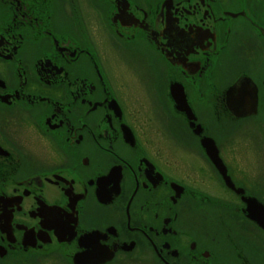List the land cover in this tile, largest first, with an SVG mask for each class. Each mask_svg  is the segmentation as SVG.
<instances>
[{
	"label": "flooded vegetation",
	"instance_id": "obj_1",
	"mask_svg": "<svg viewBox=\"0 0 264 264\" xmlns=\"http://www.w3.org/2000/svg\"><path fill=\"white\" fill-rule=\"evenodd\" d=\"M127 87L193 157L150 146ZM253 119L264 126V0H0V264H264L247 216L264 208V139L255 174L220 146Z\"/></svg>",
	"mask_w": 264,
	"mask_h": 264
},
{
	"label": "rangeland",
	"instance_id": "obj_2",
	"mask_svg": "<svg viewBox=\"0 0 264 264\" xmlns=\"http://www.w3.org/2000/svg\"><path fill=\"white\" fill-rule=\"evenodd\" d=\"M104 43L108 46V44L106 42H104ZM244 46H245V48L250 49V43L245 44V42H244ZM99 48H100L104 58L108 59V56H110L111 58L113 57L112 51H110V55H108L109 50H104L101 45H99ZM255 55H259V54L256 53ZM128 56H129L128 54H123L119 51V49H117V64L120 65L122 63L121 60L118 59V57H120L125 62L132 64V65H135L137 67L136 68L137 71H139L140 75H142L144 77V80L146 82L149 81V83L151 85V89H152V82H151L152 79L147 76V74L145 73L146 72L145 69L140 65V63H136L135 61H133V59L131 60V58ZM140 67L142 68L143 71L141 70ZM126 69H128V68L126 67ZM128 71H129V69H128ZM110 72L113 73V69H111ZM126 76H127V74H126ZM126 76L123 74L122 75L117 74V84L122 83L123 81H125L124 83L127 85H129L128 83H130V82H131V84H133L132 81H129L126 79ZM136 90H140L139 87H137ZM126 91L129 93L128 94L129 98L126 97V100L129 101V99H132L133 104H134V101L136 103L134 105L130 104L129 110H136L137 111V109H140L142 112L145 113V114L134 113L133 116L135 119V123H136L137 119H139L140 121H142L144 123L143 127L145 128V131H147L149 133L148 138H149L150 146L153 149H159V150L167 149V151L169 152L170 155H174V157L180 158L181 160H183V157L185 155H188V156L190 155L193 157L194 153L192 150L186 149V148L180 146L178 143H176L172 139V137L166 132L165 128H163L164 131L160 128L159 122H161V121L153 119L151 117V111H150L151 104H150V101L147 99L148 96L146 97L142 93L141 90L137 94H134V92L132 91V87H127ZM123 98L125 99V92H124L123 86H117V99L120 101L122 106L124 105L123 104V102H124ZM146 114L149 117H147ZM157 127L160 128V130H161L160 133L158 132ZM144 134H145V132H144ZM263 139H264V126H261V124L255 119L249 120L248 122L243 124L240 128H238L230 136L229 139H224L220 142V146L222 148V154H223L222 157H223L224 161L228 165L231 166L232 169L237 167L236 169H238V173H239L238 175L239 176H240L241 172L245 173V174L248 172L252 173L256 170L255 163H253L252 148L254 150V147L256 148L258 146V144L260 143V141H262ZM263 155H264V150L262 151V160L260 162H259V159L257 157V168L258 169L263 168V175L261 177H259V180L261 181V184L264 186V160H263ZM179 163L181 164L183 169L189 168V166L184 161H180ZM191 165H193V164H191ZM194 173H199L197 168H195ZM255 173H256V171L253 174H255ZM253 174H251V175H253ZM248 177H249V174H248ZM202 181L204 183H206L204 181V178H202ZM203 186H205L204 189H207L209 192H211V189L213 188L211 182H208V183L204 184ZM217 190L219 191V188Z\"/></svg>",
	"mask_w": 264,
	"mask_h": 264
},
{
	"label": "water",
	"instance_id": "obj_3",
	"mask_svg": "<svg viewBox=\"0 0 264 264\" xmlns=\"http://www.w3.org/2000/svg\"><path fill=\"white\" fill-rule=\"evenodd\" d=\"M172 97L174 98L176 103L179 104V106L181 108L185 107L184 112L189 117L190 116V114H189L190 108L188 107V105H187V103L183 97L181 87L179 88V91L177 93H174L172 95ZM197 128L199 129V131L201 130L200 126H197ZM199 142H200V146L202 147L205 155L208 157L210 162L213 164V166L216 168L217 172L221 176L224 184L228 187H232V182L230 181L229 176L226 173V168H225L224 164L222 163V161L218 155V150H217V147H216L213 139H211L210 137H207V136H202L200 138ZM257 209H258V213H256V214H253L252 210L249 209L250 213H248L247 216L251 220L256 222L257 225L260 226L264 230V208H263V206L260 205V207Z\"/></svg>",
	"mask_w": 264,
	"mask_h": 264
}]
</instances>
